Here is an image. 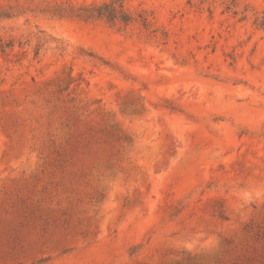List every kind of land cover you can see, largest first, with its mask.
Segmentation results:
<instances>
[{
    "label": "rangeland",
    "instance_id": "obj_1",
    "mask_svg": "<svg viewBox=\"0 0 264 264\" xmlns=\"http://www.w3.org/2000/svg\"><path fill=\"white\" fill-rule=\"evenodd\" d=\"M0 0V264H264V0Z\"/></svg>",
    "mask_w": 264,
    "mask_h": 264
},
{
    "label": "trees",
    "instance_id": "obj_2",
    "mask_svg": "<svg viewBox=\"0 0 264 264\" xmlns=\"http://www.w3.org/2000/svg\"><path fill=\"white\" fill-rule=\"evenodd\" d=\"M122 0H110L98 5L80 7L77 16L84 19L105 18L108 21L120 20L127 23L131 20L130 15L123 10Z\"/></svg>",
    "mask_w": 264,
    "mask_h": 264
}]
</instances>
